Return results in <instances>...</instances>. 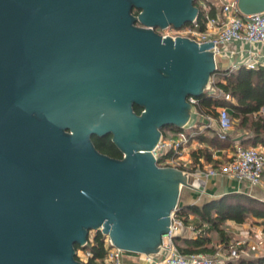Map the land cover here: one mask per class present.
<instances>
[{
    "label": "water",
    "instance_id": "1",
    "mask_svg": "<svg viewBox=\"0 0 264 264\" xmlns=\"http://www.w3.org/2000/svg\"><path fill=\"white\" fill-rule=\"evenodd\" d=\"M199 16L196 0H0V264H84L75 246L101 228L127 253L159 251L193 186L153 151L218 66L214 42L154 28ZM109 135L122 159L95 146Z\"/></svg>",
    "mask_w": 264,
    "mask_h": 264
},
{
    "label": "built area",
    "instance_id": "2",
    "mask_svg": "<svg viewBox=\"0 0 264 264\" xmlns=\"http://www.w3.org/2000/svg\"><path fill=\"white\" fill-rule=\"evenodd\" d=\"M200 9V16L192 23L186 24L181 28L169 25L166 28H154V31L167 38V36L176 39V37H186L199 44L214 42L210 49L218 66V59L223 54L224 47L234 42H244L249 44H264V12L256 14H244L239 8V0H220L221 7L215 14L211 13V3L209 0H196ZM200 17L206 21V29H200ZM232 53H235L234 51ZM249 69H257L261 62L256 59H249L239 65H234L232 71L241 66ZM263 66V65H262ZM219 69V67H218ZM214 79L206 90L210 95L224 97L235 102L234 98L226 95L214 88ZM190 103L196 109L197 98H189ZM193 111V112H194ZM196 113V111H195ZM192 120V119H191ZM203 129H214L221 140H226L232 130V118L230 110L222 107L218 110V117L204 116ZM191 128L192 133L188 134L187 129ZM172 132L170 139L162 130V136L159 144L153 151L157 165L162 168H175L183 171L190 178L192 177H216L224 176L237 178L245 181L251 187H259L264 180V146H248L237 144L234 147L229 159L222 165L215 167L213 165H202L194 171L188 168L189 148L196 141L195 136L200 132L197 123L189 122L184 128L177 130L174 127L169 128ZM180 204L171 215V224L169 232L163 236L162 245L155 254H139L145 257L148 264H228L241 258V249L247 246L246 239L231 241L229 246H220L213 253L184 254L179 250L177 237L181 235L183 229H190L195 237H198L201 230H196L192 225H185L182 218L178 216L181 209ZM101 232L104 235L105 248L107 251L106 264H125L126 255H138L127 253L117 248L109 236L105 235L102 228L89 234V241H92L95 234ZM88 241V243H89ZM257 249L264 251V234L254 241ZM78 260L87 262L92 256L91 252L82 249L77 252Z\"/></svg>",
    "mask_w": 264,
    "mask_h": 264
},
{
    "label": "trees",
    "instance_id": "3",
    "mask_svg": "<svg viewBox=\"0 0 264 264\" xmlns=\"http://www.w3.org/2000/svg\"><path fill=\"white\" fill-rule=\"evenodd\" d=\"M197 4V2H196ZM212 15L216 7L211 4ZM200 29H206V21L200 17ZM214 77V88L230 95L235 102L224 97L210 95L207 92L198 98L196 109L205 116L218 117V110L227 107L230 110L231 118L236 121L234 134L230 133L226 140H221L214 129L199 132L195 139L201 143H207L210 147H202L192 150L190 153L193 170L204 159L206 162L218 167L219 163L213 159L212 148L232 147L235 138H239L241 144L248 146H264V66L257 69H249L241 66L239 69H218ZM138 114L142 109L135 106ZM176 130L177 128L174 127ZM112 135L103 139H94L97 149L106 155L116 159H122L123 154L112 141ZM185 225H193L196 230H201L198 237L186 238L181 235L177 237L179 250L184 254L213 253L218 245L229 246L232 236L227 233L225 226L232 222L238 225L245 224L250 220H257L264 230V201L254 198L246 193H229L220 198L212 199L209 202L199 205L182 206L178 212ZM218 234L216 243L212 233ZM76 251L82 249L91 252L92 256L84 264H106V248L104 235L97 232L92 241L82 248L75 246ZM78 259V255H77ZM228 264H264V255L256 257L241 256L237 261Z\"/></svg>",
    "mask_w": 264,
    "mask_h": 264
},
{
    "label": "crops",
    "instance_id": "4",
    "mask_svg": "<svg viewBox=\"0 0 264 264\" xmlns=\"http://www.w3.org/2000/svg\"><path fill=\"white\" fill-rule=\"evenodd\" d=\"M211 4H213L217 10L220 9L221 3L220 0H209ZM235 53H232V52ZM249 59H256L261 62L264 66V44H249L244 42H234L224 47L223 54L218 59V67L222 70H228L234 65H239L244 63ZM264 110V109H263ZM196 111V113H195ZM192 113L191 122L197 123L199 131L203 132L206 129H203L205 120L203 114H200L197 109ZM235 135V133H234ZM239 138H235V142L232 147L228 148H210L213 151V159L214 161L219 163V166L226 162L231 153L234 150V147L237 144H241ZM202 147H210L207 143H201L197 139L190 146L189 150V162L191 164V156L190 153L192 150H196ZM213 165L211 163L206 162L204 159L201 160V163L197 165V167L202 165ZM189 168V167H188ZM190 170V169H189ZM194 171V170H190ZM191 184L193 188L184 187L186 189V193L183 196V191L180 200V204L182 206H190V205H199L209 202L212 199L220 198L226 194L239 192L246 193L254 198H257L261 201H264V180L263 184L259 187H251L248 183L243 180L237 178H229L224 176H216V177H192ZM227 225L233 226L236 231L235 234L237 237L234 241L244 240L248 242L247 246H244V250L242 251V256L244 257H256L260 255H264V251L259 250L255 246V240H257L262 234H264L263 226L259 224V222L255 219L250 220L245 224H235L232 222L227 223ZM226 225V226H227ZM193 226V225H192ZM194 227V226H193ZM182 237L192 238L195 237L193 232L190 229H183L181 232ZM211 237L214 238L213 234H210ZM218 240V239H217ZM216 243V240L215 242ZM222 246L218 245L217 249ZM251 253L252 255H249ZM125 264H148L143 255H126L124 257Z\"/></svg>",
    "mask_w": 264,
    "mask_h": 264
},
{
    "label": "rangeland",
    "instance_id": "5",
    "mask_svg": "<svg viewBox=\"0 0 264 264\" xmlns=\"http://www.w3.org/2000/svg\"><path fill=\"white\" fill-rule=\"evenodd\" d=\"M213 79H214V77H213ZM263 112H264V110H263ZM235 123H236V121L235 120H233L232 119V130H231V133L232 134H234V131H235V129H234V125H235ZM170 127H166V128H164L163 129V132L166 134V138L167 139H170L171 137H172V132H171V130L169 129ZM205 131H207V130H205ZM187 133L188 134H190V133H192V130H191V128H188L187 129ZM207 133H208V131H207ZM189 162V161H188ZM188 167H189V169L191 170H193V165L192 164H188ZM186 189H184L183 190V196H182V198L184 197V194L186 193ZM182 198H181V200H182ZM225 228H226V230H227V233L230 235V236H232V241H234L235 240V238L237 237V235L235 234V231H236V229L233 227V226H231V225H227V226H225ZM94 233V231H91V234H93ZM213 234V236H214V240H216V242L218 241L217 239H218V234L217 233H212ZM244 250V248L243 249H241V252ZM241 255H242V253H241ZM249 255H252L251 253H249Z\"/></svg>",
    "mask_w": 264,
    "mask_h": 264
},
{
    "label": "flooded vegetation",
    "instance_id": "6",
    "mask_svg": "<svg viewBox=\"0 0 264 264\" xmlns=\"http://www.w3.org/2000/svg\"><path fill=\"white\" fill-rule=\"evenodd\" d=\"M133 13H134L135 15H137V14L139 13V11L136 10V9H134V10H133ZM136 25L139 26V27L142 26L139 22H137ZM106 137H107V136H106ZM95 138H98V139L101 140V139H103V138H105V137L99 138V137H96V136H95V137L93 138V141H94Z\"/></svg>",
    "mask_w": 264,
    "mask_h": 264
}]
</instances>
